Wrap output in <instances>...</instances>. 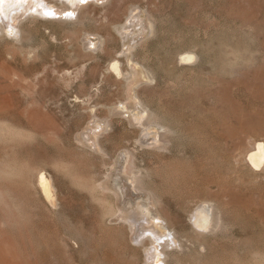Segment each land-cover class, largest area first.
<instances>
[{
	"label": "rangeland",
	"instance_id": "rangeland-1",
	"mask_svg": "<svg viewBox=\"0 0 264 264\" xmlns=\"http://www.w3.org/2000/svg\"><path fill=\"white\" fill-rule=\"evenodd\" d=\"M39 1L16 25L22 37L0 20V264H157L143 239L151 230L167 238L170 228L178 242L167 264H264V162L248 160L264 143V0H86L95 33L79 40L69 32L79 7L59 18L63 0ZM132 13L147 32L131 52L152 81L121 52ZM186 50L195 58L180 59ZM112 57L129 79L109 69ZM124 105L159 129L132 121ZM143 129L162 142L139 143ZM120 157L115 178L144 187L130 210L110 187ZM202 200L215 217L197 229ZM134 211L140 227L125 219Z\"/></svg>",
	"mask_w": 264,
	"mask_h": 264
},
{
	"label": "bare ground",
	"instance_id": "bare-ground-1",
	"mask_svg": "<svg viewBox=\"0 0 264 264\" xmlns=\"http://www.w3.org/2000/svg\"><path fill=\"white\" fill-rule=\"evenodd\" d=\"M23 0H0V20L1 22H4L5 18H10V20H12V23H9L8 24L6 22H4L5 26H9V30L12 29V30H15L17 29V31L20 33L21 37H22V32H24L26 30L25 28V25H20L18 28H17V23L20 22V20L29 12H31L32 10V7H34L32 5V1H35V2H38L39 4L41 3L39 0H28V1H23ZM84 1L86 0H63L64 4L66 6H64L63 9H60L58 11L54 10L55 12H53L55 14L56 17H59V18H65L67 17V13L70 12V13H74L75 10L79 7V12L77 14V19L79 20L78 22V27H73L69 30V32L71 33V35L74 36L75 40H79L81 39L82 37L84 36H90L91 34H94L95 31L93 30H90V26L93 24H90L89 26H87L86 24L90 21H94L96 22L97 20L90 16L89 14H86V12L83 10L85 7L87 8L88 6H91L90 4L87 5V6H83L81 3H83ZM95 2V0H93ZM96 1H99V0H96ZM34 2V3H35ZM17 10H19L18 12H16ZM49 10V9H47ZM51 11V10H50ZM12 12H15L14 15H11L13 14ZM69 14V13H68ZM75 14V13H74ZM28 15V14H27ZM70 15V14H69ZM6 21V20H5ZM34 21V20H33ZM85 21H88L87 23ZM86 23V24H85ZM116 22H114L113 24L115 25ZM4 26V27H5ZM148 26V25H147ZM5 27V28H7ZM120 31L122 32L123 34V42H122V49H121V52H122V55L124 56V59H125V62H126V67H130L134 70H136L138 72V74L141 76V77H144L146 79H150L151 81L154 80V75L152 73V71L144 64V61L143 60H140L138 57H136V54L131 52V49L134 48V43L135 42H139L138 40H140L147 32V27L144 23V19H143V16L141 14H138V15H133V13L127 17V24L126 25H123L121 28H120ZM0 33H4V29L2 27V25H0ZM16 34V33H15ZM146 37V36H145ZM20 39V38H19ZM90 38H88L89 40ZM96 38H92V40H94ZM91 40V39H90ZM92 40L89 42V43H92ZM14 41V40H13ZM20 41V40H19ZM18 41V42H19ZM8 42V41H7ZM16 42V40H15ZM16 42V43H18ZM21 42V41H20ZM25 42V41H24ZM96 42V41H95ZM12 44V43H11ZM20 44V43H19ZM23 44V43H22ZM136 44V43H135ZM25 45V43H24ZM27 45V44H26ZM20 46V45H18ZM12 47V46H11ZM16 47V46H15ZM21 48H24L25 51H28V52H31L32 51V48L31 46H20ZM20 48V49H21ZM135 49V48H134ZM22 50V49H21ZM20 51V50H19ZM24 51V53H25ZM33 51H34V48H33ZM23 52V50L21 51ZM87 56H90V57H93V55L91 53H87ZM82 57V56H81ZM180 59H183V60H191L193 58H195V52L194 51H190V50H186V51H183L180 53ZM124 63V62H123ZM124 65V64H123ZM83 66V65H82ZM138 67H144L145 71L142 70V67L141 68H137ZM109 69L117 76H124L126 79H129L131 76L129 75H126L124 72H125V68L122 67L121 65V59L119 58H115V57H112L109 59V65H108ZM80 68V67H79ZM78 70V69H77ZM130 71V70H129ZM135 71V72H136ZM81 71H78V73H80ZM127 72V71H126ZM75 74L74 77H70L71 79H74L77 75ZM69 74V73H67ZM129 74V72H128ZM137 74V75H138ZM74 75V74H72ZM36 77V76H35ZM142 79V78H141ZM136 93V92H135ZM135 96L137 97V95L135 94ZM131 99V98H130ZM137 99V98H136ZM138 100V99H137ZM136 101V100H135ZM128 104H130V102H128ZM133 104H135V102H133ZM139 104H140V101H139ZM134 107L136 105H133ZM128 108L126 107L125 105L124 106H121V110H125L126 111H129L131 114V119L132 121H134L135 123H141V120L143 118V114H144V111L141 110L140 108ZM142 106V105H141ZM128 108V109H126ZM146 108V106L144 107ZM145 110V109H144ZM146 111V110H145ZM147 114V113H146ZM145 116V115H144ZM96 119L94 121V123L96 122V130L98 128L101 129V121L99 118H97V116H95ZM151 117V116H150ZM148 118L151 119V118ZM103 118V117H101ZM103 121H105V119L103 118ZM102 121V122H103ZM143 121H146L147 122V119H144ZM107 122V121H106ZM151 122L150 124L152 125H156V123H154V121H149ZM148 122V124H149ZM7 123V122H6ZM145 122H142L141 125L142 126H147L148 124L146 123V125L144 124ZM107 124V123H106ZM149 124V125H150ZM1 125V128L2 125H3V122ZM103 125V124H102ZM151 125V127H152ZM108 126V125H107ZM5 127V126H4ZM92 127V126H91ZM90 127V128H91ZM150 127V126H149ZM147 127V128H149ZM157 127V125H156ZM161 127V126H160ZM0 128V130H2ZM7 128V126H6ZM16 128V127H15ZM90 128L88 129L90 131ZM153 128V127H152ZM159 129V127H157ZM155 128V129H157ZM11 129V128H10ZM18 129V128H17ZM21 129V128H20ZM99 129V130H100ZM103 129V127H102ZM154 129V128H153ZM157 129V130H158ZM12 130V129H11ZM94 130V129H93ZM152 130V129H151ZM150 129H143V134H140L139 138H138V141H140L139 143L143 142L145 143L146 145L148 144H152L156 142H162V139L160 138V134H150L151 131ZM156 130V131H157ZM3 131V130H2ZM19 131V130H18ZM92 131V130H91ZM153 131V130H152ZM154 130V132H156ZM141 132V131H140ZM22 133V132H21ZM100 133V132H99ZM97 131L94 132V138H91V139H97V147L100 149V150H104L103 146H102V140H101V137L100 134H99ZM19 134V133H18ZM26 134V133H25ZM90 133H88L87 135H89ZM102 135V134H101ZM80 138V137H79ZM89 138V139H90ZM88 139V138H87ZM88 139V140H89ZM90 139V140H91ZM81 140V139H80ZM83 140V139H82ZM89 140V141H90ZM92 141V140H91ZM84 142V141H83ZM86 144V143H85ZM158 144V143H157ZM166 144V143H165ZM161 146V145H160ZM159 146V147H160ZM161 147H165L164 146H161ZM124 150V149H123ZM126 150V149H125ZM129 152V151H127ZM127 152H123V153H120L121 155H125L127 154ZM128 155V154H127ZM125 158V157H123ZM118 159V165L117 163L114 165V169L116 168V170L114 171V173L111 175V185L110 187L112 188V190H115V192L117 191V193L119 194V197H120V203L122 205L123 208H128L129 207V210L132 209L130 207H133L132 204L134 203V199L136 196L138 195H133V191H139L141 190L142 188L144 187H140L137 185V181L134 182V189H130L128 185H125L124 183H122L120 180H118L117 176H118V172L119 170L121 169L122 167V162H121V159L122 157L120 158H117ZM125 160V159H123ZM248 160L249 162L251 163V165L255 168H258L262 165V163L264 162V143H262L261 141L257 142V145L253 148V150L249 153L248 155ZM117 161V160H116ZM124 163V162H123ZM40 168V167H39ZM131 171V170H130ZM133 175H132V180H135V173L134 172H131ZM122 174V172H121ZM138 175V173H137ZM37 185H39V188H41V191L43 193V195L47 198V199H51L52 197H54V193H53V183L52 181L46 176L45 173L41 172L39 174H37ZM117 177V178H115ZM120 178V177H119ZM139 178V176H138ZM124 179V178H123ZM135 183L137 186H135ZM143 191V190H142ZM113 192V191H112ZM114 192V193H115ZM116 193V194H117ZM152 193V192H151ZM142 196V195H141ZM145 199V198H143ZM52 200V199H51ZM50 200V201H51ZM54 200V199H53ZM140 203V202H139ZM200 203V202H199ZM213 204V203H212ZM212 204L210 203V201H203L198 204V206L196 207L195 211H194V214H193V218H194V221L192 220V222L194 223V225L196 226V228H206L208 226V222L209 221V218L210 217H215V214H213L214 216H210V209H211V206ZM141 205V204H140ZM122 210V209H121ZM128 210V209H127ZM118 211V210H117ZM137 211V210H136ZM134 211L132 214L130 213L127 217H125V219H127L128 221H130V223L134 226H137V227H140L138 225L139 223V220H140V215ZM115 212V211H114ZM212 213H215L214 210H212ZM211 213V214H212ZM113 214V213H112ZM114 215V214H113ZM143 215V214H142ZM152 216L154 218H156V220H158L160 217H158L157 215H153ZM144 217V216H142ZM163 217V216H162ZM161 217V218H162ZM191 220V217L189 218ZM212 219V218H211ZM143 220V219H142ZM146 220V218H145ZM144 220V221H145ZM149 220V219H147ZM213 220V219H212ZM141 221V220H140ZM140 224H142L140 222ZM193 225V226H194ZM217 223H215L213 226L216 227ZM157 226V225H156ZM130 227H132L130 225ZM143 227V226H142ZM160 227V226H159ZM197 228V229H198ZM143 230H145L144 228H142ZM171 229V228H170ZM169 229V234L167 236V238H164L162 239V235L156 233L155 231L151 230L150 233L153 234L152 237L148 236L147 237H144L145 239H143V242H142V247L147 250L149 246H152V249L155 251H157V254L152 256L153 258H156V263L157 264H167L166 262V257L168 255V251L167 249H169L170 247H172L173 245L176 244L177 239H176V235L175 233L171 232V230ZM195 233V232H194ZM196 233L199 234V232L196 231ZM195 233V234H196ZM196 234V236L198 235ZM195 238L198 239V236ZM190 239V238H189ZM145 240V241H144ZM149 250V249H148ZM147 250V251H148ZM152 251V253L154 252ZM151 258V257H150ZM166 259V260H165Z\"/></svg>",
	"mask_w": 264,
	"mask_h": 264
},
{
	"label": "snow or ice",
	"instance_id": "snow-or-ice-1",
	"mask_svg": "<svg viewBox=\"0 0 264 264\" xmlns=\"http://www.w3.org/2000/svg\"><path fill=\"white\" fill-rule=\"evenodd\" d=\"M51 13H49V15H50Z\"/></svg>",
	"mask_w": 264,
	"mask_h": 264
}]
</instances>
